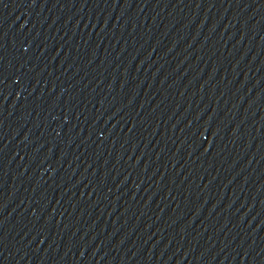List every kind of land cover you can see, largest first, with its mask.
<instances>
[{
    "label": "water",
    "instance_id": "water-1",
    "mask_svg": "<svg viewBox=\"0 0 264 264\" xmlns=\"http://www.w3.org/2000/svg\"><path fill=\"white\" fill-rule=\"evenodd\" d=\"M0 264H264V0H0Z\"/></svg>",
    "mask_w": 264,
    "mask_h": 264
}]
</instances>
